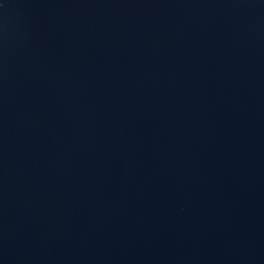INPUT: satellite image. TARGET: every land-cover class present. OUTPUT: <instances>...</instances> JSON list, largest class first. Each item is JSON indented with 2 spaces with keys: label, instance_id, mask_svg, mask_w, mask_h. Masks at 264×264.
<instances>
[{
  "label": "water",
  "instance_id": "95a60500",
  "mask_svg": "<svg viewBox=\"0 0 264 264\" xmlns=\"http://www.w3.org/2000/svg\"><path fill=\"white\" fill-rule=\"evenodd\" d=\"M0 264H264V0H0Z\"/></svg>",
  "mask_w": 264,
  "mask_h": 264
}]
</instances>
